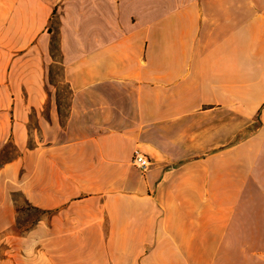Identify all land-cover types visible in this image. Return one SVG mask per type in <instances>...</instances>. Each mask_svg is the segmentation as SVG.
<instances>
[{
    "label": "crops",
    "instance_id": "obj_1",
    "mask_svg": "<svg viewBox=\"0 0 264 264\" xmlns=\"http://www.w3.org/2000/svg\"><path fill=\"white\" fill-rule=\"evenodd\" d=\"M0 264H264V0H0Z\"/></svg>",
    "mask_w": 264,
    "mask_h": 264
},
{
    "label": "rangeland",
    "instance_id": "obj_2",
    "mask_svg": "<svg viewBox=\"0 0 264 264\" xmlns=\"http://www.w3.org/2000/svg\"><path fill=\"white\" fill-rule=\"evenodd\" d=\"M49 27L54 30V33L52 34V39L55 41L59 40L58 37V31L56 28L58 27V12H55V9L52 11V17L49 22ZM65 88V86H62ZM7 150H10L7 154L10 155L13 153L12 147L10 145L7 146ZM20 207V214L18 216V222L21 227L29 226L30 222L34 220L36 216H38L40 213L37 209H34L28 205L25 201L21 200L19 203Z\"/></svg>",
    "mask_w": 264,
    "mask_h": 264
},
{
    "label": "built area",
    "instance_id": "obj_3",
    "mask_svg": "<svg viewBox=\"0 0 264 264\" xmlns=\"http://www.w3.org/2000/svg\"><path fill=\"white\" fill-rule=\"evenodd\" d=\"M133 163L138 166L141 170H145L150 164L149 157L142 151L136 149L132 158Z\"/></svg>",
    "mask_w": 264,
    "mask_h": 264
},
{
    "label": "trees",
    "instance_id": "obj_4",
    "mask_svg": "<svg viewBox=\"0 0 264 264\" xmlns=\"http://www.w3.org/2000/svg\"><path fill=\"white\" fill-rule=\"evenodd\" d=\"M51 45H52V50L53 51L56 50L57 47H58L57 41H55V40L52 41V44Z\"/></svg>",
    "mask_w": 264,
    "mask_h": 264
}]
</instances>
